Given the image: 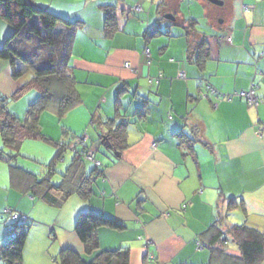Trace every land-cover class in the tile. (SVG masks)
Masks as SVG:
<instances>
[{
    "label": "crops",
    "instance_id": "0c3cea01",
    "mask_svg": "<svg viewBox=\"0 0 264 264\" xmlns=\"http://www.w3.org/2000/svg\"><path fill=\"white\" fill-rule=\"evenodd\" d=\"M33 1L76 21L69 74L81 102L64 115L63 126L76 136L88 135L87 149L103 173L92 183L89 199L73 195L53 207L12 184L7 169L0 208L31 219L27 242L40 236L48 241L45 234L53 238L45 264H53L64 248L88 261L73 228L79 213L91 210L124 224L121 231L98 229V251L126 246L129 264H243L213 256L205 232L234 197L243 208L227 213V224L245 223L264 234V0H222L216 5L222 12L195 0L183 13L181 0ZM110 7L115 26L108 33L104 14ZM167 13L174 19H166ZM190 19L194 28L187 33ZM6 26L0 22V40ZM203 37L208 53L197 59L194 46ZM11 71L8 62L0 63L2 96L21 85ZM241 90H253L259 105L234 95ZM107 118L127 121L126 136L120 150L110 147L108 156L99 158L97 131H106L99 121ZM39 220L51 223V230L37 227ZM33 227L41 232L32 233ZM224 247L238 256L233 242Z\"/></svg>",
    "mask_w": 264,
    "mask_h": 264
},
{
    "label": "trees",
    "instance_id": "16d2710c",
    "mask_svg": "<svg viewBox=\"0 0 264 264\" xmlns=\"http://www.w3.org/2000/svg\"><path fill=\"white\" fill-rule=\"evenodd\" d=\"M104 20L105 31L112 32L115 26L113 7L105 8ZM0 22L9 26L8 34L0 43V63L2 61L9 63L13 77L31 70L30 78L21 84L13 95L10 97L0 95V139L2 142L0 159L5 160L8 165L12 184L19 183L27 192H30L33 198L42 200L53 207L61 206L73 195L84 200L89 199L93 194L92 183L103 173L101 162L94 157L99 162L96 166L94 162L84 158L83 153L89 146L83 140V136H76L62 125L63 139L55 141L42 133L40 123L43 111L55 114L61 121L70 109L81 102L75 88V80L69 74L76 21L68 20L36 4L33 0H0ZM194 22V19H190L184 27L187 33L193 30ZM59 23L65 25L63 29H58ZM206 46L204 37L194 46L197 59L206 56L208 53ZM29 88H35L37 95L27 105L24 118H18L8 110L7 103L9 99L18 98ZM102 123L106 131H97L100 146L106 150L110 147L120 150L118 145L125 139L128 122L107 118L105 121H99V124ZM27 139L43 140L54 146V154L45 164L46 169L43 174L30 172L15 164L20 146ZM73 142L75 144L71 145ZM76 143H80L82 147L78 149ZM69 149L73 151L70 162L60 174L59 182L53 183L51 178L57 173L56 164L64 159ZM101 154L105 155L103 151ZM88 163L93 165L91 169H87ZM238 207L243 208L242 203L230 197L223 213L219 212L217 220L205 232L211 253L213 256L217 253L227 259L237 258L243 264H264V234L245 223L227 224V213ZM1 212L2 210L0 215ZM28 219L26 216L25 220L20 218L10 220L5 225L7 234L4 235V241L0 244V260L4 264L22 263L23 248L30 225ZM101 227L117 231L125 228L124 224L104 213L91 210L80 212L73 230L83 244L85 254L91 258L85 261L74 250L64 248L52 257L54 263L129 264V248L126 246L115 250L98 251L97 231ZM227 242L236 244L238 256L226 251L224 245Z\"/></svg>",
    "mask_w": 264,
    "mask_h": 264
},
{
    "label": "rangeland",
    "instance_id": "374dc122",
    "mask_svg": "<svg viewBox=\"0 0 264 264\" xmlns=\"http://www.w3.org/2000/svg\"><path fill=\"white\" fill-rule=\"evenodd\" d=\"M88 1H90V3H91V1H93V0H88ZM189 1H195V0H181V2L179 3V6H178V10L180 11V13H183L187 10L186 8L189 5ZM203 1H205V0H203ZM207 3H209V2H207ZM212 5H214V4H212ZM174 6H175V4H170L169 8L173 11ZM214 7L218 11L222 12V8L220 6L214 5ZM199 26L202 27V26H206V25L201 24ZM6 27L9 28V26H6ZM8 32L9 31H7V33H5V35H7ZM5 35L1 38L0 43L3 42ZM70 63H72V61ZM30 76H31V70H28V71L23 72L20 76L12 77V78L18 80L20 82V84H23L25 81H27L30 78ZM1 94H3L4 96H7V97L10 95V94L9 95L7 94V91H6V93L1 91ZM36 95H37V92H36L35 88H29L26 91H24L18 98L9 99V102L7 103V108L16 117L24 118L27 105L29 104V102H32L35 99ZM29 97H30L31 101L27 100V98H29ZM21 103H22V105H21ZM40 123H41V129H42L43 134H45L47 137H50L52 140H60L61 139V136H62L61 135V126L63 124H65V116L61 119V121H59V119L57 118V116L55 114H53L49 111H43L41 113ZM91 129H92V127H90V131L93 133V131ZM76 134L78 136L85 137L87 142H89V143L91 142V141H89V137L87 134H85V132H79ZM94 138H95V136H94ZM1 143L2 142L0 139V148L2 147ZM79 147H81V144L79 145ZM102 151L105 153V155L101 154ZM18 153L19 154L15 158V164L16 165L23 167V168H26L33 173L43 174L45 169H46L45 164L50 161V159L52 158V156L54 154V146L52 144L46 142V141H43V140L27 139V140L23 141L22 145L20 146ZM108 154H109V151L106 150V148H101L99 153H97L99 158H104L105 156H108ZM72 155H73V152L71 151V149L67 150V152L65 153L64 159L56 164L57 173L54 174L51 178L53 183L59 182L60 174L67 167L68 163L70 162ZM7 169H8V167H7V163L5 162V160L0 159V182H1V178L5 176V173L7 175ZM0 200H1V198H0ZM2 209L3 208H0V211ZM223 211H224V209H223ZM10 220L11 219L9 217L0 215V225L2 226V228L4 230V235L7 234V232H6L7 229H6L5 225ZM28 222H32L31 219H28ZM37 222H39V223L36 224V226L39 228L43 227V229L44 230L46 229L47 231H50L52 228L51 223L49 225H46L43 221L39 220ZM239 223L240 222H238V223L236 222V224H239ZM40 232L41 231H39L33 227L32 233H40ZM45 235H46L48 241L44 238V236H40V238L38 240L34 239V240L28 241V242L26 240L25 245H24V249H23V256L25 258L26 264H45L43 258L45 255H47L49 257V254H50L49 248H50V246L53 245V238L49 234H45ZM3 239H4V237L0 238V244L4 241ZM52 263L54 264V261ZM0 264H4V263L0 260Z\"/></svg>",
    "mask_w": 264,
    "mask_h": 264
},
{
    "label": "built area",
    "instance_id": "2783aa9c",
    "mask_svg": "<svg viewBox=\"0 0 264 264\" xmlns=\"http://www.w3.org/2000/svg\"><path fill=\"white\" fill-rule=\"evenodd\" d=\"M144 53L146 55L149 54V51H148L147 48L144 50ZM129 66L130 65H129L128 62L125 63V67H129ZM178 77L184 78L185 77V73L183 71H180L178 73ZM201 84L202 83H200V85ZM207 89L210 90V93H212L214 95H217V96L219 95L215 89H213V88H211L209 86L207 87ZM234 95L243 98L248 103V105H250L251 107H257L259 105V99L257 97H255L253 90H249V91H243V90H241V91L235 92ZM221 96H223L224 98H229L230 95H221ZM83 140H85V137H83ZM93 154L94 153L91 150H86V152L83 153L84 158H86L87 160H90V161L94 162V164L96 166H98L99 165V162L94 159ZM1 215L6 216V217H9L11 220H16L18 218H20L21 220H25V218H26L25 215L19 214L18 212H16L15 210H13L11 207H4L2 209ZM198 245L200 247V244H198Z\"/></svg>",
    "mask_w": 264,
    "mask_h": 264
},
{
    "label": "water",
    "instance_id": "95a60500",
    "mask_svg": "<svg viewBox=\"0 0 264 264\" xmlns=\"http://www.w3.org/2000/svg\"><path fill=\"white\" fill-rule=\"evenodd\" d=\"M205 1H208L209 3L215 4V5H222L223 4L222 0H205ZM164 17L166 19H170V20L174 19V16L170 13L165 14Z\"/></svg>",
    "mask_w": 264,
    "mask_h": 264
}]
</instances>
